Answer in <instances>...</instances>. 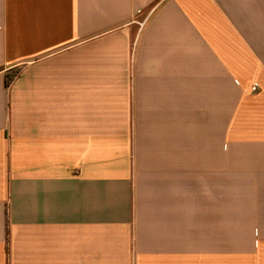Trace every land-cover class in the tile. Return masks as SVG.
<instances>
[{
    "label": "crops",
    "instance_id": "0c3cea01",
    "mask_svg": "<svg viewBox=\"0 0 264 264\" xmlns=\"http://www.w3.org/2000/svg\"><path fill=\"white\" fill-rule=\"evenodd\" d=\"M0 264H264V0H0Z\"/></svg>",
    "mask_w": 264,
    "mask_h": 264
},
{
    "label": "trees",
    "instance_id": "16d2710c",
    "mask_svg": "<svg viewBox=\"0 0 264 264\" xmlns=\"http://www.w3.org/2000/svg\"><path fill=\"white\" fill-rule=\"evenodd\" d=\"M19 74V70L16 71L15 73L11 74L10 76H7V84H11L12 81L14 80V78H16V76Z\"/></svg>",
    "mask_w": 264,
    "mask_h": 264
},
{
    "label": "built area",
    "instance_id": "2783aa9c",
    "mask_svg": "<svg viewBox=\"0 0 264 264\" xmlns=\"http://www.w3.org/2000/svg\"><path fill=\"white\" fill-rule=\"evenodd\" d=\"M259 90H260V86L258 85V83H254L250 88L251 93H257Z\"/></svg>",
    "mask_w": 264,
    "mask_h": 264
}]
</instances>
